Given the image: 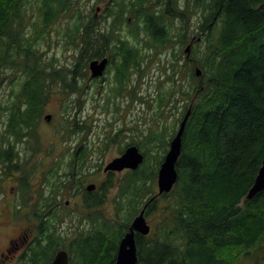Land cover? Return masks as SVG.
<instances>
[{"label": "trees", "instance_id": "16d2710c", "mask_svg": "<svg viewBox=\"0 0 264 264\" xmlns=\"http://www.w3.org/2000/svg\"><path fill=\"white\" fill-rule=\"evenodd\" d=\"M87 1L0 0V88L7 71L18 76L13 99L0 105L6 136H38L34 130L53 91H80L78 78L89 74L94 59L108 57L117 97L127 93L132 103L143 101L138 93L145 64L156 57L163 62L167 54L166 79L146 101L151 125L132 141L145 160L110 179L100 203L86 199L88 207L77 214L61 208L69 182L62 176L65 161L53 164L46 178L54 183V211L5 212L34 228L16 264H52L60 249L69 251L70 264H115L132 221L156 194L160 165L189 109L178 181L148 204L147 217L159 212L160 219L149 236L136 235L139 262L264 264V190L246 199L264 160V0H110L103 20ZM60 21L66 23L64 44L75 51L72 66L48 61L40 51ZM185 45L191 46L189 57ZM172 114L175 120L168 121ZM1 151L0 175L21 172L18 191L26 205L33 170L14 160L10 149ZM86 152L74 156L85 167Z\"/></svg>", "mask_w": 264, "mask_h": 264}, {"label": "rangeland", "instance_id": "374dc122", "mask_svg": "<svg viewBox=\"0 0 264 264\" xmlns=\"http://www.w3.org/2000/svg\"><path fill=\"white\" fill-rule=\"evenodd\" d=\"M109 2L110 0H89L87 1V6L89 10L95 13H97L95 10L100 8V15L98 18L103 20L102 15ZM192 22L194 25L198 23V19L195 18ZM65 25L66 23L64 21H60L52 27L46 40L40 42V51L44 53V58L48 61L56 59L57 63L60 65L72 66L75 63L76 56L74 49L67 48L64 44L62 33L64 32ZM195 28L198 29L199 25H195ZM205 34H207V31L204 35ZM185 48L186 45L183 50H185ZM167 57L168 55L165 54L163 62L166 61ZM163 62L156 57L149 66L145 64L146 70L144 76L141 78L140 91L138 93L139 97H144V100L134 101L133 103L131 96H128V98L116 96L112 84V70L109 72L104 82L92 79L89 70V74H86L84 78H78L77 84L81 88L80 91L74 93H63L60 90L53 91L52 98L47 104L44 113L53 114V119L50 122H46L43 115L39 125V131L35 129V134L39 133L40 142H45L51 147L53 140L60 143L58 144L57 154H61V152H64L69 146L71 147L74 143L81 141H86L93 147L95 146V148L100 149L101 152L103 151V147L108 145L104 155L102 153V159L104 165L110 163L121 154L126 148V145L132 144L135 138L134 136L140 135L142 130H146L150 127L151 111L146 101L152 98V94L160 81L166 79L163 77L165 76V72L162 71ZM109 69H111L110 66ZM7 74V78L0 88V105L7 104L11 99L12 90L17 85L18 76L11 74L10 70L9 72L7 71ZM130 87L132 88V85ZM125 94L127 95V93ZM173 114L169 117L168 121L175 120L176 116ZM70 120L72 122H69ZM6 121L7 114L0 111V141L5 131ZM75 129H78V132L72 133ZM61 139L64 141L62 142ZM113 139H115V143ZM36 142H38L37 139ZM19 149H22V147H19ZM24 151L25 150H23L24 156L31 154V152H28L25 155ZM41 158L42 155L37 154L33 158V161L27 164V169L33 170L32 179H30L29 184V191L32 194L34 193L33 183L37 180L40 173H42V170L48 166L40 160ZM14 174L15 177L13 178L22 176L21 172H14ZM124 175L125 174H119L115 177H111V179H121ZM13 185L14 183L12 180L4 184L5 194L1 199L6 198L7 200L0 201V262L1 253L7 247L8 240L16 236L20 229L25 228V232H27L30 228L25 218L17 219L11 215L5 216L2 214L3 207L10 205L17 199V195H12L11 187ZM4 190H0V194H2ZM116 191L117 188L109 193L110 204L107 206V209L111 210V199L115 196ZM13 192L15 191L13 190ZM67 199H69V197L64 196L63 202H66ZM74 214L77 213L75 212ZM159 214V212H156L151 217H148V222L152 227L159 221ZM65 224L66 227H70L71 221L67 220ZM13 252L16 256L18 255L19 249ZM2 264L5 263L2 262ZM8 264L13 263L10 261ZM240 264L260 263L251 259H243Z\"/></svg>", "mask_w": 264, "mask_h": 264}, {"label": "flooded vegetation", "instance_id": "af4514ba", "mask_svg": "<svg viewBox=\"0 0 264 264\" xmlns=\"http://www.w3.org/2000/svg\"><path fill=\"white\" fill-rule=\"evenodd\" d=\"M95 14L96 17L99 16V12ZM110 71L111 69H109L108 66L104 73V76L95 78L96 81L104 82ZM13 96L14 95H11L10 98L13 99ZM128 96L129 95L123 94L120 97L128 98ZM47 104L45 106L43 115H44V120L46 122H50L53 119V114L51 113L44 114L47 108ZM43 115L41 118H43ZM48 115H51L50 119L46 118ZM69 122L72 121L70 120ZM38 129L39 126L37 127V130ZM37 134L38 136H36L35 138L26 134L20 139H15L14 135H12L11 137L8 135L6 136L5 131L4 134L2 135L0 141V148L2 150L1 152H4V150L8 148L10 149L11 156L12 158H14V160L16 161L20 160L21 162L27 164L33 161V158L37 154H41L42 158L40 160L43 161L45 165H48L42 170V173H40L37 180H35V182L33 183L34 193L30 194L29 196L26 195L27 198L29 199L26 205H24L23 203V196L21 192L18 191L20 187V183H19L20 177L13 178L15 177V174L10 175L8 178L3 177V175H0V179L5 178L4 181L0 182V190L1 189L4 190V184H6L8 181L11 182L12 180V182L14 183V185L11 187L12 195L13 196L17 195V199L15 200V202L3 207L4 209L2 211V214L5 216H7L5 212L8 211V209L13 211L14 209H16V207L18 209L23 210L25 213H35L39 211H44V212L54 211L55 209L54 200H53L54 183L51 180H47L48 178H46V174L47 175L50 174V171L53 168V164H55L61 159L65 161V163L63 164L62 176L63 178H67L66 181L69 180V182H67L66 184L67 187L64 195L65 197H69V199H67L66 202H63L64 205L61 206L62 210H65L67 213H75V212L77 213L79 211L85 210L88 207V205L85 204L86 199H89V202L94 200L100 203V197H101L100 190L102 186L105 183H107L111 179V177H115L119 174H126L128 172V170H123L122 172H118V171L106 172L104 168L107 164L105 165L103 164L101 150L95 148V146L93 147L92 145L88 144L86 141L74 143L73 146L71 147L69 146L68 148H66L64 152H61V154H57L58 144L60 143H57V141L55 142L53 140L51 147L49 144L47 145V143L45 142L42 141L40 142L39 133ZM35 139H37L38 142H36ZM16 144H17V148H16ZM128 146L129 145H126V148ZM19 147H22V149H19ZM125 149L121 152L119 156H121L124 153ZM23 150H25L24 151L25 155L28 152H31V154L30 155L27 154L26 156H24ZM82 150L87 151L86 152L87 167L83 166L82 164H79L78 158L74 159L75 155L81 157L80 153ZM71 160H73L72 166H70ZM93 185L94 187L90 189V187ZM13 190L15 192H13ZM4 194H5V190L2 192V194H0V201L7 200L6 198L1 199L4 196ZM28 230L29 231L25 232V228H22L20 229L19 233L16 236L11 237L8 240L7 247L1 253V262L5 264L6 263L8 264L10 261H12L13 264L17 262L18 256L21 253V251L34 237V228L30 227ZM137 235L143 236L141 233ZM9 247H11V253L8 252V250L10 249ZM18 249H19L18 255L15 256L13 251Z\"/></svg>", "mask_w": 264, "mask_h": 264}, {"label": "water", "instance_id": "95a60500", "mask_svg": "<svg viewBox=\"0 0 264 264\" xmlns=\"http://www.w3.org/2000/svg\"><path fill=\"white\" fill-rule=\"evenodd\" d=\"M188 56L191 53V46L186 49ZM108 66V58L102 60H93L90 62V70L93 77H101L104 75L106 68ZM202 75V70L200 68L196 69V76L200 77ZM191 115V109L188 110L180 127L171 141L169 151L167 152L163 163L160 166L158 173V194L162 195L164 193H169L172 191L173 187L178 181V171L176 169V164L182 153L183 149V139L187 126V122ZM51 118V115L46 117ZM144 154L136 145L129 146L125 152L118 158L112 160L106 167L105 171H118L121 172L125 169L135 170L144 161ZM93 186L90 187L93 188ZM264 190V163L259 170V173L255 179V182L250 189L246 199H253L258 193ZM155 198V197H154ZM153 198V199H154ZM146 205L140 214L133 220L129 232L121 240L117 259L115 264H143L139 262L137 255V244H136V232L143 235H148L151 232V226L148 223L146 217ZM52 264H70V256L67 250L61 249L57 252Z\"/></svg>", "mask_w": 264, "mask_h": 264}, {"label": "bare ground", "instance_id": "6f19581e", "mask_svg": "<svg viewBox=\"0 0 264 264\" xmlns=\"http://www.w3.org/2000/svg\"><path fill=\"white\" fill-rule=\"evenodd\" d=\"M263 163H264V160H263ZM263 163H262V164H263ZM261 167H262V166H261ZM261 167H260V168H261ZM259 170H260V169H259ZM251 188H252V187H251ZM249 191H250V190H249ZM248 193H249V192H248ZM247 195H248V194H247ZM244 248H245V247H244ZM229 249H230V248H229Z\"/></svg>", "mask_w": 264, "mask_h": 264}]
</instances>
